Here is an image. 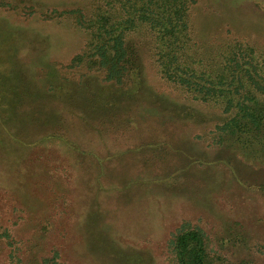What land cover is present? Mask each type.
I'll return each instance as SVG.
<instances>
[{
	"label": "rangeland",
	"instance_id": "obj_1",
	"mask_svg": "<svg viewBox=\"0 0 264 264\" xmlns=\"http://www.w3.org/2000/svg\"><path fill=\"white\" fill-rule=\"evenodd\" d=\"M75 6L88 0H0V228L32 264L52 247L75 264H174L184 223L264 264V152L214 142L219 108L161 78L148 44L122 85L68 67L86 32L45 14ZM189 31L195 64L215 66L231 38L264 44V0H196ZM8 251L0 239V264Z\"/></svg>",
	"mask_w": 264,
	"mask_h": 264
},
{
	"label": "trees",
	"instance_id": "obj_2",
	"mask_svg": "<svg viewBox=\"0 0 264 264\" xmlns=\"http://www.w3.org/2000/svg\"><path fill=\"white\" fill-rule=\"evenodd\" d=\"M196 0H88L81 6L57 10L47 17L70 18L86 32L82 47L65 64L100 72L101 80L122 85L139 73L136 45L148 46L161 78L189 99L216 105L221 116L211 139L237 140L246 151L264 152V44L231 38L215 66H197L190 25V6ZM11 100V99H10ZM8 100V103L11 101ZM10 230L0 228L9 245L7 264H32L19 251ZM174 264H238L208 245L202 228L189 223L176 227L168 240ZM39 264H75L60 259L55 247Z\"/></svg>",
	"mask_w": 264,
	"mask_h": 264
}]
</instances>
